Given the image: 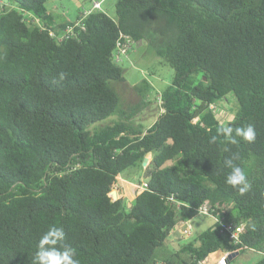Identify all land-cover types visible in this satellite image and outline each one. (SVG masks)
<instances>
[{
    "label": "trees",
    "instance_id": "1",
    "mask_svg": "<svg viewBox=\"0 0 264 264\" xmlns=\"http://www.w3.org/2000/svg\"><path fill=\"white\" fill-rule=\"evenodd\" d=\"M0 1V264H32L52 226L64 229L62 243L77 250L80 264H200L217 251H229V261L246 250L264 254V0H115L114 17L94 11L62 39L84 8L54 28L48 0H8L18 6L9 9ZM122 32L134 44L154 35L161 62L174 72L147 128L130 122L137 110H122L113 85L126 81V58L114 55ZM149 88L137 87L145 106ZM225 99L237 109L224 124L211 105ZM115 114L125 116L95 126ZM249 124L252 142L218 134L221 125ZM232 156L252 184L243 196L225 183ZM137 165L145 179L126 206L117 186ZM204 203L244 225L239 240L214 220L158 261L177 223Z\"/></svg>",
    "mask_w": 264,
    "mask_h": 264
},
{
    "label": "rangeland",
    "instance_id": "2",
    "mask_svg": "<svg viewBox=\"0 0 264 264\" xmlns=\"http://www.w3.org/2000/svg\"><path fill=\"white\" fill-rule=\"evenodd\" d=\"M95 1H100L102 3V9L106 11L110 16H115V0H48V6L53 11L55 15V21L50 23L54 28H59V26L68 21H74L83 8L92 7ZM6 3V8H18L15 3ZM3 10L2 2L0 1V12ZM24 15L31 19L33 24L44 23V20L36 17L32 12L24 11ZM161 46L160 42L155 40L153 35L152 39H144L142 41L136 42L130 51L129 55L126 57L122 63L124 69V74L126 81L121 83L115 82L113 85L122 94L123 103L122 110L129 112L131 109L137 110V116L130 120L136 126L142 125L144 128L150 126L156 119V116L160 112V101L159 93L164 91L173 79V70L167 64L162 63L163 56L160 54ZM146 84L150 85L147 92V97L151 100V103L147 106L142 104L144 99L137 87H144ZM134 85L136 86L134 88ZM120 109V108H119ZM236 106L234 99L223 100L217 103L216 111L222 123H227L233 119ZM123 114H115L107 118L104 122H99L95 126L100 127L106 122L111 120H116L119 118H124ZM150 158L147 162L151 161V154L148 155ZM145 168L141 165L134 166L121 175L118 183V191L124 188L125 195L123 196L125 200V205L129 206L133 202L137 195V190L140 188L139 183L144 181ZM143 186L141 187V189ZM120 195V194H119ZM214 216L198 213L186 222L179 221L175 227V231L178 238L172 239V241L164 244L157 249L156 259L160 262L163 261L160 254H169L174 250L178 249L180 245L185 242L194 239V233L203 231L204 229L210 227L214 223ZM185 228L190 229V234L184 233ZM222 253L220 251L214 252L210 255L207 263L211 262L213 259H218ZM264 254L254 250H246L242 253H238L237 256L229 261V264H256L262 258Z\"/></svg>",
    "mask_w": 264,
    "mask_h": 264
},
{
    "label": "clouds",
    "instance_id": "3",
    "mask_svg": "<svg viewBox=\"0 0 264 264\" xmlns=\"http://www.w3.org/2000/svg\"><path fill=\"white\" fill-rule=\"evenodd\" d=\"M60 80L65 78L64 73H60ZM218 134L224 136L232 143H237L236 137L245 141L252 142L256 139L254 127L249 124L245 127H233L221 125L218 128ZM216 137H212V142ZM238 156H232L224 161L225 166L230 169L225 183L236 189L241 196L245 195L252 188V184L245 173V170L235 161ZM255 226L253 225V228ZM66 239V233L62 227H50L39 239L37 251L32 264H80L77 258V250L68 244L62 242ZM223 264V261H221Z\"/></svg>",
    "mask_w": 264,
    "mask_h": 264
},
{
    "label": "built area",
    "instance_id": "4",
    "mask_svg": "<svg viewBox=\"0 0 264 264\" xmlns=\"http://www.w3.org/2000/svg\"><path fill=\"white\" fill-rule=\"evenodd\" d=\"M102 9V3L100 1H95L90 8H84L82 14L80 15L79 19L75 21L74 25H68V27L64 30V33L59 37L60 39L67 37L71 35L74 31L75 26H82L84 28V23L83 19L89 15L90 13ZM52 36L56 37L57 35L55 34L54 31L50 32ZM133 39L132 36L126 33H121L120 37L117 40V49L115 52V59L118 62H122L128 55L129 51L133 47ZM211 108L216 110V105L212 104ZM147 186V183L143 184V188ZM142 187V186H141ZM199 213L202 214H207V215H212L214 216L215 221L219 222L221 227L220 231L222 233H227L231 239H238L240 238L241 233L244 230V225L239 224L233 221H227L225 216H220V213L217 212L214 209V207H211L208 203H204L199 206L198 208ZM216 213V215L214 214ZM190 229L185 228L184 233L190 234ZM229 255L230 252H223L219 258L213 263V264H221V261H223V264H228L229 263ZM200 264H209L207 261H201Z\"/></svg>",
    "mask_w": 264,
    "mask_h": 264
},
{
    "label": "crops",
    "instance_id": "5",
    "mask_svg": "<svg viewBox=\"0 0 264 264\" xmlns=\"http://www.w3.org/2000/svg\"><path fill=\"white\" fill-rule=\"evenodd\" d=\"M151 157H152V154H151ZM137 193H138V190H137ZM119 194H120L121 196H124V195H125V193H124V188H123L122 190L119 191ZM186 221H188V220H186ZM186 221H184V222H186ZM178 237H179V235H177V233H176V231H175V229H174L173 232H172L171 239H176V238H178ZM215 261H216V259H213L211 262H209V264H213ZM228 264H229V263H228Z\"/></svg>",
    "mask_w": 264,
    "mask_h": 264
},
{
    "label": "water",
    "instance_id": "6",
    "mask_svg": "<svg viewBox=\"0 0 264 264\" xmlns=\"http://www.w3.org/2000/svg\"><path fill=\"white\" fill-rule=\"evenodd\" d=\"M149 159H150V158H149L148 156L145 158V162H144V165H145V166L149 163V162H147V160H149ZM111 193L113 194V196H114L115 198H117V196H118V191H117L116 189L112 190Z\"/></svg>",
    "mask_w": 264,
    "mask_h": 264
}]
</instances>
